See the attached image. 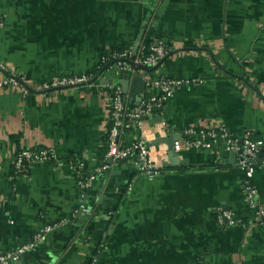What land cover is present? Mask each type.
Instances as JSON below:
<instances>
[{
  "label": "crops",
  "instance_id": "0c3cea01",
  "mask_svg": "<svg viewBox=\"0 0 264 264\" xmlns=\"http://www.w3.org/2000/svg\"><path fill=\"white\" fill-rule=\"evenodd\" d=\"M164 39L172 51L150 73L192 81L146 127L160 116L167 134L223 124L236 138L264 141V0H0V81L15 76L29 87H0V252L62 222L11 264H264V225L245 201L237 155L223 143L181 148L189 161L153 179L131 159L97 171L112 91L123 90L115 81L126 74L95 72L102 55ZM84 73L89 83L40 88ZM158 94L146 87L142 99ZM139 133L130 126L125 137ZM44 147L57 161L14 175L19 149ZM80 162L96 174L85 196L73 168ZM252 181L264 206V162Z\"/></svg>",
  "mask_w": 264,
  "mask_h": 264
},
{
  "label": "built area",
  "instance_id": "2783aa9c",
  "mask_svg": "<svg viewBox=\"0 0 264 264\" xmlns=\"http://www.w3.org/2000/svg\"><path fill=\"white\" fill-rule=\"evenodd\" d=\"M149 49V54L146 50ZM171 50L167 47L163 40L157 42L156 45H142L136 53L133 48L124 49L121 51L112 50L105 53L101 57V64L114 60L111 67L129 72L131 75H136L142 70L143 78L147 88H155L159 90V94L152 95L142 99L139 105L130 107V98L123 92L120 86L114 87L112 91V106H111V127L108 131V150L105 156L104 165L98 168L97 171L107 169L113 163L120 159L129 158L134 162V165L140 175L153 179L160 175L166 168L164 162L168 157V148L161 143L150 146L149 143L156 138V134L160 137L167 136V123L162 119L160 122H152L151 128L146 127L148 117L156 116L159 110L172 98L178 88L185 83H190L191 79H180L173 77L153 76L147 68L140 66L152 67L161 63L165 56ZM134 57V62L129 63L125 60L128 57ZM89 73L55 77L51 81L41 85L43 90H54L62 87L77 86L89 83L91 80ZM12 86L21 88L25 92L29 91L25 81L19 77L7 76L0 81V87ZM130 126H135L140 133L135 134L132 139L125 137V132ZM223 143L225 152L235 153L237 155V164L245 172V201L251 209L254 210L255 222L264 225V206L258 200V190L253 184L252 178L257 166L264 162V157H261V151L264 152V141L252 139L249 135L239 139L228 131L223 125L219 126H199L190 127L185 131V135L175 142L174 149L180 151L181 148H196V149H211L216 144ZM56 152L48 147L41 149L25 148L18 150L14 160V166L17 173L26 172L28 166L40 161H57ZM112 160L113 163H109ZM79 187L82 190V195L92 187L96 178L95 172H85L84 163L73 166ZM81 211L91 213V209L82 203L79 208ZM224 217L231 225L239 223L231 212H225ZM62 222H55L42 228L32 240L24 242L6 251L0 252V264H11L21 259L22 255L34 250L37 242L45 232L52 231Z\"/></svg>",
  "mask_w": 264,
  "mask_h": 264
},
{
  "label": "water",
  "instance_id": "95a60500",
  "mask_svg": "<svg viewBox=\"0 0 264 264\" xmlns=\"http://www.w3.org/2000/svg\"><path fill=\"white\" fill-rule=\"evenodd\" d=\"M140 68H146L145 66H140ZM115 83H120L123 86V92L127 95H130V100L134 101L137 105H139L142 101V96L144 90L146 88V82L141 74L133 77L131 82V74L126 72L125 77L123 79L115 81ZM162 117H157L155 120L157 122L162 121ZM183 135L181 133L168 134L165 137H160L159 134H156V138L149 143L150 146L158 144H165L168 148V157L164 162L165 167H175L186 164L189 160L186 158H180L179 152L174 149L175 142L179 140ZM129 160V158L120 159L119 163H123ZM109 163H113L112 160H109ZM82 212V211H81ZM63 227H59L57 229H61Z\"/></svg>",
  "mask_w": 264,
  "mask_h": 264
},
{
  "label": "trees",
  "instance_id": "16d2710c",
  "mask_svg": "<svg viewBox=\"0 0 264 264\" xmlns=\"http://www.w3.org/2000/svg\"><path fill=\"white\" fill-rule=\"evenodd\" d=\"M164 42H165V44L167 45V47H170L171 48V42L170 41H168V40H163ZM114 50H118V51H121V49H114ZM172 51V48H171V50L169 51V53ZM149 54V49L148 50H146V54ZM134 57H128V58H125V60L126 61H128L129 63H133L134 62ZM163 61V60H162ZM162 61H161V63H162ZM114 63V60H111L110 62H107V63H104V64H101L100 65V67H99V69H97V70H95V72H97L98 70L99 71H101V70H106V69H108V68H110L111 66H112V64ZM154 67H156V66H152V67H146L149 71H152L153 69H154ZM129 106L130 107H135L136 106V104L134 103V101H131L130 103H129ZM111 127V126H110ZM253 139V138H252ZM22 149H25V148H21V149H19V151L20 150H22ZM30 149H41V148H30ZM107 150H108V146H107ZM104 154V157H105V155H106V153H107V151L106 152H103ZM260 155H261V157H264V152H262L261 151V153H260ZM77 165V164H76ZM29 169H30V167L28 166V169H27V171L26 172H23V173H17L16 172V169H15V166H14V175L16 176V175H21V174H26V173H28V171H29ZM84 169V171L85 172H87L88 173V171H87V169H85V168H83Z\"/></svg>",
  "mask_w": 264,
  "mask_h": 264
}]
</instances>
